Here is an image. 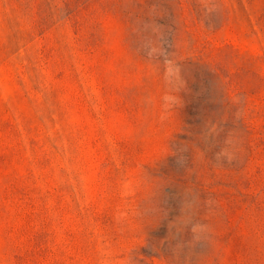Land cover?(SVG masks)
I'll list each match as a JSON object with an SVG mask.
<instances>
[{
    "label": "rangeland",
    "instance_id": "374dc122",
    "mask_svg": "<svg viewBox=\"0 0 264 264\" xmlns=\"http://www.w3.org/2000/svg\"><path fill=\"white\" fill-rule=\"evenodd\" d=\"M0 264H264V0H0Z\"/></svg>",
    "mask_w": 264,
    "mask_h": 264
}]
</instances>
